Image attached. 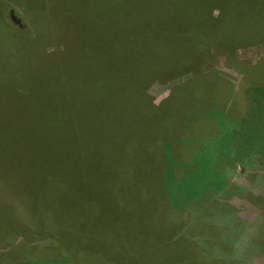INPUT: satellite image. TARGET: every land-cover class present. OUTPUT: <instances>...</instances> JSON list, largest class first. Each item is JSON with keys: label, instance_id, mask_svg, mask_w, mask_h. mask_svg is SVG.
Returning a JSON list of instances; mask_svg holds the SVG:
<instances>
[{"label": "rangeland", "instance_id": "rangeland-1", "mask_svg": "<svg viewBox=\"0 0 264 264\" xmlns=\"http://www.w3.org/2000/svg\"><path fill=\"white\" fill-rule=\"evenodd\" d=\"M20 2L0 0V264H264V43L207 59L215 87L189 84L157 116L175 129L186 104L212 110L214 132L185 139L184 126L167 139L181 178L171 194L152 184L147 157L126 169L105 145L73 163V192H45L56 151L27 141L26 117L73 114L74 94L88 109L89 84H73V36L89 39L97 0ZM45 39L64 49L44 52ZM191 76L155 80L147 94L160 106Z\"/></svg>", "mask_w": 264, "mask_h": 264}, {"label": "trees", "instance_id": "trees-1", "mask_svg": "<svg viewBox=\"0 0 264 264\" xmlns=\"http://www.w3.org/2000/svg\"><path fill=\"white\" fill-rule=\"evenodd\" d=\"M15 1L23 10L20 0ZM98 3L93 6L89 39L73 36V84H89L88 109L84 110L85 101L78 104L74 94L73 114L26 117L34 130L27 131V141L44 146L50 156L56 151V180L49 176L51 185L45 192H73V163L82 164L105 145L114 161L126 169L147 157L150 179H156L152 184L171 194L170 186L181 178L172 177L174 161L167 139L170 134L179 135L184 126L185 139L213 131V119L208 116L212 110L209 105L186 104L175 129L164 126L157 116L189 84L208 80L215 87L218 79H210L202 70L207 59L224 55L230 60L237 48L264 43V0H104L97 8ZM29 20L40 31V25ZM54 48L62 51L64 45L44 40V52ZM182 73H191V79L155 106L147 94L149 84L167 82ZM142 118H151L153 123H142ZM200 119L208 122V129L197 131ZM178 148L173 146L172 155ZM188 156L190 162L194 156ZM156 157L164 166L154 162ZM168 192H164L166 197ZM179 199L186 201L183 196ZM167 200L172 208H179Z\"/></svg>", "mask_w": 264, "mask_h": 264}]
</instances>
